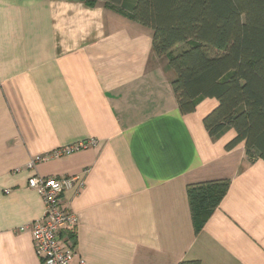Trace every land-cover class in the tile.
<instances>
[{
	"label": "crops",
	"instance_id": "crops-1",
	"mask_svg": "<svg viewBox=\"0 0 264 264\" xmlns=\"http://www.w3.org/2000/svg\"><path fill=\"white\" fill-rule=\"evenodd\" d=\"M150 28L102 3L0 0V264H40L32 175L74 177L69 264H264V161L233 129L211 138L205 97L183 114ZM80 141L86 148L28 164ZM228 178L196 232L191 183Z\"/></svg>",
	"mask_w": 264,
	"mask_h": 264
},
{
	"label": "trees",
	"instance_id": "trees-1",
	"mask_svg": "<svg viewBox=\"0 0 264 264\" xmlns=\"http://www.w3.org/2000/svg\"><path fill=\"white\" fill-rule=\"evenodd\" d=\"M82 1L102 3L150 28L154 55L165 57L174 73L170 86L179 111L190 113L202 98H215L217 105L202 120L208 135L219 138L233 129L225 148L243 142L248 161H264V0ZM229 183L224 178L187 185L196 232Z\"/></svg>",
	"mask_w": 264,
	"mask_h": 264
},
{
	"label": "built area",
	"instance_id": "built-area-1",
	"mask_svg": "<svg viewBox=\"0 0 264 264\" xmlns=\"http://www.w3.org/2000/svg\"><path fill=\"white\" fill-rule=\"evenodd\" d=\"M94 141H80L53 149L49 153L37 155L28 166L36 161H44L86 148ZM74 177H51L32 175L27 179V186L34 189L44 205L43 216L31 223V237L40 264H69L73 258L72 246L62 235L66 228L73 227L77 218L73 212L64 208L60 201L62 191L72 185Z\"/></svg>",
	"mask_w": 264,
	"mask_h": 264
}]
</instances>
